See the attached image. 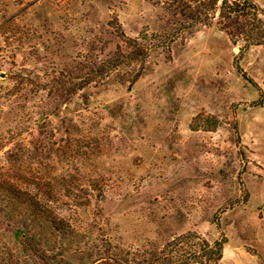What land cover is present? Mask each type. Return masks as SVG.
Listing matches in <instances>:
<instances>
[{
	"label": "rangeland",
	"instance_id": "1",
	"mask_svg": "<svg viewBox=\"0 0 264 264\" xmlns=\"http://www.w3.org/2000/svg\"><path fill=\"white\" fill-rule=\"evenodd\" d=\"M222 1L0 0V264H264V0Z\"/></svg>",
	"mask_w": 264,
	"mask_h": 264
},
{
	"label": "trees",
	"instance_id": "2",
	"mask_svg": "<svg viewBox=\"0 0 264 264\" xmlns=\"http://www.w3.org/2000/svg\"><path fill=\"white\" fill-rule=\"evenodd\" d=\"M154 1L156 2V4L167 5L169 10H174V11H178V9L181 11L182 7L187 6L186 2H191V3L197 4L199 9H205L207 12H209L210 10L215 11L217 9L216 7H217L220 0H154ZM220 7H221L220 10L222 11V14H223V16H222L223 18L231 17L232 15L241 17L245 11H249V10L252 11V14L253 13L258 14V12L260 10L257 5H255L254 3H251V0H243L242 3L240 2L237 4H233V2L232 1L230 2L229 0H223ZM224 11L227 12L225 15H224ZM182 13H184L183 10H182ZM199 13H201V12H199ZM256 17H257V15H256ZM189 18L191 19L192 17H189ZM250 28L252 31H254L253 29H257L255 27H253V24H252V27H250ZM251 30H249V31H251ZM252 35H253V32L249 33L247 35V39L252 37ZM6 188L7 187H5V189ZM20 195L22 196V195H27V194H25L24 192L23 193L20 192ZM29 198H31V197H29ZM191 237H193V236L192 235L191 236H184L180 240L181 241L188 240ZM201 243H203L201 250H200L201 252L193 254L194 255L193 257L196 258V261H198L201 264H204V263L210 264L211 261H213V260H220L221 259V254H222V250H223V243L216 242V243H214L213 246L209 245L205 241H202ZM203 259H205V260H203Z\"/></svg>",
	"mask_w": 264,
	"mask_h": 264
}]
</instances>
